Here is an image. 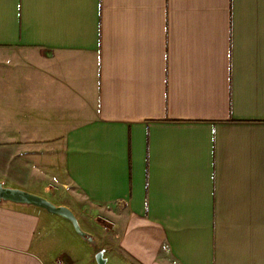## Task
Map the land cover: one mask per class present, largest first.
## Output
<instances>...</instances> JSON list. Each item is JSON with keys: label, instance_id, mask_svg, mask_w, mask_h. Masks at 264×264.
<instances>
[{"label": "crops", "instance_id": "1", "mask_svg": "<svg viewBox=\"0 0 264 264\" xmlns=\"http://www.w3.org/2000/svg\"><path fill=\"white\" fill-rule=\"evenodd\" d=\"M0 183L94 239L3 202L0 264H264V0H0Z\"/></svg>", "mask_w": 264, "mask_h": 264}, {"label": "water", "instance_id": "2", "mask_svg": "<svg viewBox=\"0 0 264 264\" xmlns=\"http://www.w3.org/2000/svg\"><path fill=\"white\" fill-rule=\"evenodd\" d=\"M3 202L33 206L46 210L50 214L59 216L69 221L73 225L75 232L80 237L90 242H94V239L88 233L83 231L74 212L67 207L57 206L43 197L30 194L23 190L5 188L3 184L0 183V203ZM96 261L97 264H108V260L105 258V254L102 251L96 254Z\"/></svg>", "mask_w": 264, "mask_h": 264}, {"label": "rangeland", "instance_id": "3", "mask_svg": "<svg viewBox=\"0 0 264 264\" xmlns=\"http://www.w3.org/2000/svg\"><path fill=\"white\" fill-rule=\"evenodd\" d=\"M5 188H9V187H6L5 185H3ZM10 189H13V188H10ZM26 192V191H25ZM29 193V192H28ZM31 194V193H30ZM34 195V194H33ZM37 196V195H36ZM98 221H99V223H101V225H103L102 227H101V232L99 233L100 234V237H101V239H102V243H103V245H104V248L105 249H107V242H109V239L110 238H112L113 237V239L115 240V239H118L119 238V236H120V233L118 232V230H116L115 229V225H114V222H112V221H105V219L104 218H101V217H99L98 219H97ZM69 223V222H68ZM70 225V227H71V230L73 231V233H74V236L77 238V239H79L80 241H83V243H89L88 245H90V242H88V241H86V240H84L82 237H80L76 232H75V230H74V227H73V225L72 224H69ZM82 227V229H83V231H85V228L83 227V226H81ZM111 235H113L112 237H111ZM49 240H50V238H49ZM51 240H53L52 242H53V244H55V242H60V246H64L63 244H65V246L67 245L68 247H70V248H78V246H77V244H75L72 240H71V238H70V236H69V234L63 229V228H61V227H59V228H57L56 229V233L54 234V238L52 239L51 238ZM50 240V241H51ZM50 243V242H49ZM102 243L100 242V244H99V248L100 247H102ZM64 246V247H65ZM104 252V254H105V250L103 251ZM84 251L83 250H79V255L80 256H83L84 255ZM59 254H60V252L59 253H52V255H51V258H53V259H58L59 258ZM109 264H114L112 261L109 263Z\"/></svg>", "mask_w": 264, "mask_h": 264}]
</instances>
